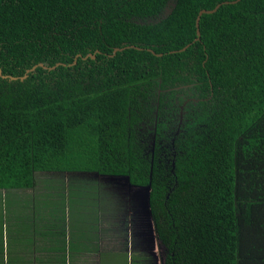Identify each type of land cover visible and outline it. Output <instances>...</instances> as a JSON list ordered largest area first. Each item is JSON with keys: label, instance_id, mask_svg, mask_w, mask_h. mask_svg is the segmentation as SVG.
Here are the masks:
<instances>
[{"label": "trees", "instance_id": "trees-1", "mask_svg": "<svg viewBox=\"0 0 264 264\" xmlns=\"http://www.w3.org/2000/svg\"><path fill=\"white\" fill-rule=\"evenodd\" d=\"M168 1L0 0L2 73L60 63L0 76V189L31 192L2 205L14 237L82 258L97 234L79 211L71 233L67 199L125 175L150 186L162 264H264V0L203 13L199 40V10L231 0H171L148 21Z\"/></svg>", "mask_w": 264, "mask_h": 264}, {"label": "rangeland", "instance_id": "rangeland-1", "mask_svg": "<svg viewBox=\"0 0 264 264\" xmlns=\"http://www.w3.org/2000/svg\"><path fill=\"white\" fill-rule=\"evenodd\" d=\"M169 7V6H168ZM104 178L99 179L98 182V197H91L90 200H83L74 197L72 200L74 204H69V200L67 199L66 203L68 207H70L72 213V227L71 233L80 230L78 223L81 221V216L76 212H84L90 213V222L91 226L94 228L97 236L94 237L92 240V245H84V249L82 247H78L77 251L80 253L78 255L82 256L83 263H71L69 264H136L137 260H140L138 264H162L163 260V247L158 243L155 235H148L146 236L145 233L142 236L141 232H146L145 227L143 226L142 221H140L139 215L131 214L130 217L126 215V202H124L126 191L121 187L119 180L109 179L110 176L107 175H100ZM97 178V177H96ZM98 179V178H97ZM52 180L45 185L50 186ZM55 183H52V187H60L59 190L63 189V184L59 182V180H55ZM88 186L86 182H81L80 185ZM53 187L54 191L55 188ZM50 191H43L41 193H35L37 196L34 197L35 201L39 203H43V198L49 194ZM31 192L29 191V194ZM28 194V190L25 189H12V190H3L0 189V264H7V250L6 247L2 252V244L1 242L6 243L8 238V221H5L3 215L2 205H10L14 207H20L21 204L19 203L18 199L23 201L31 202L29 199L30 197ZM82 195V194H79ZM129 206L132 202L129 198ZM71 201V202H72ZM127 201V200H126ZM96 204V205H95ZM141 202V208L142 207ZM102 206L101 210L98 212L99 215L95 216L97 213V209L94 208L96 206ZM124 206L122 208L121 206ZM133 206V202H132ZM62 213V212H61ZM101 214V215H100ZM85 218L88 214H82ZM80 217V218H79ZM3 218V219H2ZM111 219V229H110V236L104 232L103 227L108 225V221ZM55 221H58L56 219ZM7 222V226H2V224ZM126 226L128 234L126 236ZM137 228V233L135 230ZM102 228V229H100ZM31 230V226L28 227ZM55 232H59V225L53 227ZM89 229V228H88ZM87 229V230H88ZM94 231V229H92ZM84 233V231H83ZM14 236V234H12ZM150 237V238H149ZM15 238V237H12ZM50 251L53 252V257L58 260V252L60 251V247L55 249H51ZM94 254V255H91ZM3 255V257H2ZM94 256V259L91 258ZM80 258V257H79ZM94 260V261H93ZM55 262V264H58Z\"/></svg>", "mask_w": 264, "mask_h": 264}, {"label": "water", "instance_id": "water-1", "mask_svg": "<svg viewBox=\"0 0 264 264\" xmlns=\"http://www.w3.org/2000/svg\"><path fill=\"white\" fill-rule=\"evenodd\" d=\"M234 1H236V0L223 1V2L217 3L215 5V7H213L212 9H200L198 14H197V16H196V19H195L196 37H195L194 40H199L200 39L199 20H200V16L203 13L215 12L217 10V8L221 4L234 2ZM170 4L171 5L167 8V10H165L163 12V14L159 18L156 19L157 21H159L160 19L166 17L172 11V7L175 5V3L174 2H170ZM187 46L188 45L184 46L180 50H184ZM123 49L124 48H122V47H117V48L113 49V52L120 51V50H123ZM77 56H79V55H77ZM87 56H90L91 58L95 57L94 54H88ZM75 61H76V59L74 60V62ZM58 64H60V63H57L56 65H58ZM56 65L48 66V65H46L44 63L39 62V63L33 65L32 67H30L29 69H27L25 71V74L23 76H19V77L12 76V75H5V74L2 73V71L0 69V76H2L4 78H8L10 80L18 79V78L19 79H23L24 77L27 76L28 72L33 71L37 66H41L42 68L51 69V68H54ZM107 176H110L109 179L119 180L120 182H117V183H120L122 188L124 186L126 194L129 196L130 200L133 202L132 213L136 214V215H139L140 221H142L143 226L146 229V232H141V235L143 236L144 233H145L146 236L155 235L154 230H153V226H152L153 223H152V219H151V211H150V207H149V190H150V186L149 185H147V186L134 185V184L130 183V181L128 179V176H125V175H107ZM97 178L99 180V179L104 178V177L99 175V176H97ZM141 202L143 203L142 204L143 208H141ZM135 233H137V228L135 230Z\"/></svg>", "mask_w": 264, "mask_h": 264}, {"label": "crops", "instance_id": "crops-1", "mask_svg": "<svg viewBox=\"0 0 264 264\" xmlns=\"http://www.w3.org/2000/svg\"><path fill=\"white\" fill-rule=\"evenodd\" d=\"M38 212H33V214L36 215ZM71 227L69 218H67V223H66V233L68 236V228ZM25 228V227H23ZM38 228L39 231H43L44 227L34 225V229ZM47 230L48 227H47ZM24 231V238L21 241L20 238H12L11 233L8 232V238L7 242L4 243L2 242V248L4 251V248L6 247L7 250V264H48L49 262H57V260L53 257V252L50 251L51 249H55L59 247L57 241L58 238H55L52 240L50 243L45 242L43 239H40L38 242L31 240L30 234L25 233ZM2 251V252H3ZM61 255L62 259H60L59 263L63 264H69L71 263H83L82 259L79 258L78 256H69L68 253H60L58 252V257ZM64 255L66 257H64ZM94 255V254H91ZM3 257V255H2ZM92 259H94V256H91ZM94 261V260H93Z\"/></svg>", "mask_w": 264, "mask_h": 264}, {"label": "flooded vegetation", "instance_id": "flooded-vegetation-1", "mask_svg": "<svg viewBox=\"0 0 264 264\" xmlns=\"http://www.w3.org/2000/svg\"><path fill=\"white\" fill-rule=\"evenodd\" d=\"M168 2H169V3L166 4V7L164 8L163 12H164L165 10H167L168 6L171 5L170 2H172V1L169 0ZM163 12H162L161 14H159V15L153 17L152 19H149L148 21H157L156 19L159 18V17L163 14ZM181 113H182V110H180V112H179V120H180V118H181ZM177 128H178V124H177ZM42 191H45V190H42Z\"/></svg>", "mask_w": 264, "mask_h": 264}]
</instances>
